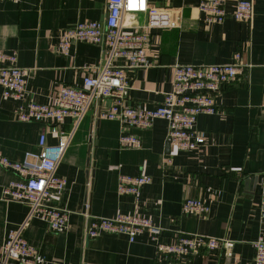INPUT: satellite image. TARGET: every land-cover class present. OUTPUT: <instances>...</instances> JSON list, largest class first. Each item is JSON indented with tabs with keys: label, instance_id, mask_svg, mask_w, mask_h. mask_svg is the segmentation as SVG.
<instances>
[{
	"label": "crops",
	"instance_id": "obj_1",
	"mask_svg": "<svg viewBox=\"0 0 264 264\" xmlns=\"http://www.w3.org/2000/svg\"><path fill=\"white\" fill-rule=\"evenodd\" d=\"M199 1L151 0L153 6L168 10L177 25L149 29L148 67L124 66L130 84L126 104L153 110L172 90L175 64H225L241 53L239 81L221 86L215 98L218 113L203 114L196 124L206 144L184 152L174 146L168 151L165 120L142 129L100 118L112 106L108 99L95 100L80 120L68 118L61 125L19 121L20 105L54 106L60 88H83L85 78L102 70L107 47L75 41L68 55H62L57 45L64 29L79 21L103 20L108 0H0V54L16 52L18 65L28 72L24 100L4 98L0 88V152L14 162L35 164L40 136L46 134L47 143L56 145L64 132L69 145L56 175L67 185L49 205L70 213L67 227L57 232L29 218L28 205L2 199L3 189L18 177L0 166V253L9 233L22 227L23 237L37 251L34 264L252 263L253 242L261 231L259 183L264 173V0H254L251 25L230 15L222 23L209 22ZM234 4L228 0L229 13ZM138 21L144 24L146 17L139 15ZM114 64L125 62L115 59ZM54 128L59 132L53 133ZM125 132L139 138L141 145L120 146ZM121 176L152 178L139 203L118 193ZM188 198L205 200L210 213L203 217L183 211ZM133 213L162 228L164 243L191 234L227 239L234 246L230 255L222 248L202 249L193 256L159 260L148 232L133 243L124 235L89 237L92 217Z\"/></svg>",
	"mask_w": 264,
	"mask_h": 264
},
{
	"label": "built area",
	"instance_id": "obj_2",
	"mask_svg": "<svg viewBox=\"0 0 264 264\" xmlns=\"http://www.w3.org/2000/svg\"><path fill=\"white\" fill-rule=\"evenodd\" d=\"M20 3L23 0H8ZM231 13L227 11L228 0H200L199 10L209 22L222 23L228 15L235 20L251 25L254 17V0H234ZM139 15L146 21L140 24ZM168 10L157 8L151 0H108L103 20L79 21L63 30L57 52L68 55L73 42L89 41L107 47V60L102 70L84 80L83 88L63 86L57 93L54 106L30 103L22 104L17 111L21 122L50 121L61 125L68 118L80 120L97 99L112 100L111 108L100 116L107 120H121L126 127L149 129L155 120L168 123L167 141L180 151L191 152L204 146L205 134L195 127L201 115H215L218 106L215 98L221 86L239 81L242 64L241 53L236 52L234 61L225 64L195 65L177 63L173 66V85L165 93L164 102L156 109L146 110L126 104L130 84L124 66L132 70L145 69L150 65L147 47L150 41L149 29L175 27ZM144 29V30H143ZM123 59L125 65L114 64ZM27 70L18 65V55L0 54V88L4 98L24 100L27 92ZM53 133L59 131L54 128ZM122 147H139V138L122 133L119 138ZM69 145L64 132L56 145L47 143V135L39 139L41 151L35 156L36 163L14 162L0 152V166L15 173L18 179L3 189L2 199L29 206V218H36L48 224L55 232L64 230L69 222V211L49 205L54 194H61L66 181L56 175L58 164ZM170 164V160H166ZM148 176H121L118 186L120 195H128L140 202L142 189L151 184ZM261 231L253 242L255 255L250 264H264V173L259 183ZM183 211L207 216L210 206L203 199L188 198ZM162 228L148 218L133 214H118L114 218L92 217L89 237L97 238L103 233L124 235L133 243L137 235L148 232L156 247L157 259L173 256H193L202 249L211 251L224 249L226 255L234 246L227 239H215L201 235L179 234L173 243L161 241ZM36 249L23 237L22 227L12 230L0 253V264H34Z\"/></svg>",
	"mask_w": 264,
	"mask_h": 264
},
{
	"label": "water",
	"instance_id": "obj_3",
	"mask_svg": "<svg viewBox=\"0 0 264 264\" xmlns=\"http://www.w3.org/2000/svg\"><path fill=\"white\" fill-rule=\"evenodd\" d=\"M170 143L169 142H167V149H168V151H169V149H170ZM226 264H231V259H227L226 260Z\"/></svg>",
	"mask_w": 264,
	"mask_h": 264
}]
</instances>
